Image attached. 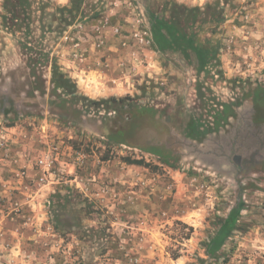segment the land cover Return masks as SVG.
Segmentation results:
<instances>
[{"label":"rangeland","instance_id":"obj_1","mask_svg":"<svg viewBox=\"0 0 264 264\" xmlns=\"http://www.w3.org/2000/svg\"><path fill=\"white\" fill-rule=\"evenodd\" d=\"M3 1L0 264H264V0H27L9 29ZM174 4L196 46L219 48L201 71L194 53L153 44L150 16ZM81 65L96 76H74ZM228 102L226 125L188 136ZM238 202L208 259L202 243ZM35 229L56 244H19L51 239Z\"/></svg>","mask_w":264,"mask_h":264},{"label":"trees","instance_id":"obj_2","mask_svg":"<svg viewBox=\"0 0 264 264\" xmlns=\"http://www.w3.org/2000/svg\"><path fill=\"white\" fill-rule=\"evenodd\" d=\"M172 9V14L168 19L159 18L157 16L151 15V35L153 44L156 46L158 50H169V51H179L181 54L188 55L189 52L194 53L197 56V61L199 64V70L201 71L204 68L205 61L204 56L207 55L206 58L210 59L211 57H215L218 54V46L210 47V48H200L195 45V41L192 35H187L184 32L182 26L180 25L181 13L177 9L181 8L179 5L174 4ZM184 9V8H183ZM63 10H65L63 8ZM198 9H193L190 17L195 18L194 12ZM3 22L4 28L9 29L6 26V22H10L12 20H17V15H27L28 7L27 0H4L3 1ZM11 21V22H12ZM13 26V25H11ZM10 27V25H9ZM213 59V58H212ZM51 83L55 85V88H63L68 83V79L62 73H60L55 66H53L51 73ZM199 94V98L202 99L203 95L200 93V90H197ZM258 91V90H257ZM253 91L252 96L250 94H245L244 97H248L256 99L258 96V92ZM264 94V90H261ZM84 98V97H82ZM85 99V98H84ZM90 105L95 107H100L102 104H116L119 101L115 99L110 100H87ZM238 103H219L216 109L213 110V119L212 122L205 124L201 122L199 119H193L189 123L188 128V136L194 140H202L207 135L217 132L220 128L227 124L228 119L235 115L234 107H238ZM107 109H111L113 112H122L119 110H123V107H106ZM119 109V110H118ZM245 208L243 202H238L228 213V215L222 219L220 222L216 223V229L207 235L208 239H206L202 243V247L204 249L205 256L210 260L217 261L219 259L218 251L222 248L224 243L228 238L231 237L232 233L237 229V221L240 216V212ZM197 264H204V259H197Z\"/></svg>","mask_w":264,"mask_h":264},{"label":"crops","instance_id":"obj_3","mask_svg":"<svg viewBox=\"0 0 264 264\" xmlns=\"http://www.w3.org/2000/svg\"><path fill=\"white\" fill-rule=\"evenodd\" d=\"M82 65L81 66H79L78 68H76L75 70H74V76H77L79 79H87V78H92V77H95L96 76V74H94V73H92V69H86V68H84V67H82ZM90 88H92V86H91V84H89L88 85ZM88 87V88H89ZM82 91H85L86 90V88H83L82 86H80L79 87ZM89 90H91V89H89ZM27 232H29V231H27ZM34 232H36L35 233V235L36 234H38L39 236H40V238L41 237H43V236H46V237H51V239L48 241H44L43 243H41V240H38V239H35V238H33V239H30L29 238V235L30 234H26V233H21V232H18L17 233V238L19 239V244H21V243H29V245H32V246H35V247H37V245H35V244H41V246L43 247V248H45L46 249V247H48V246H54L56 243H53L54 242V235H50L49 233H45V232H42V231H40V230H38V229H35L34 230ZM4 234V232H2V234L0 233V235H1V237H2V235ZM22 237H27V240H29L28 242H25V241H23L22 240ZM26 240V239H25ZM22 241V242H21ZM0 242H1V240H0ZM51 244H50V243ZM1 244V243H0ZM47 264H48V262H47Z\"/></svg>","mask_w":264,"mask_h":264},{"label":"built area","instance_id":"obj_4","mask_svg":"<svg viewBox=\"0 0 264 264\" xmlns=\"http://www.w3.org/2000/svg\"><path fill=\"white\" fill-rule=\"evenodd\" d=\"M144 35H145V33H144ZM76 42H78V41H76ZM137 42L139 43V44H145V43H147V41L145 40V37H143L142 36V34L141 35H137ZM78 46V43H75L74 44V47H77ZM73 55H77V54H73ZM40 164H42V165H45L46 163H45V161L44 160H41L40 161Z\"/></svg>","mask_w":264,"mask_h":264}]
</instances>
